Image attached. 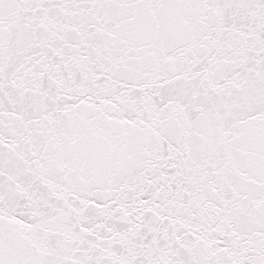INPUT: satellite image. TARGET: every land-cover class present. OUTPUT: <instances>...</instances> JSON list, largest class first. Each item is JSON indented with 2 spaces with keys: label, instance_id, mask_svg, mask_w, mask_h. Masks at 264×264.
I'll list each match as a JSON object with an SVG mask.
<instances>
[{
  "label": "snow or ice",
  "instance_id": "snow-or-ice-1",
  "mask_svg": "<svg viewBox=\"0 0 264 264\" xmlns=\"http://www.w3.org/2000/svg\"><path fill=\"white\" fill-rule=\"evenodd\" d=\"M0 264H264V0H0Z\"/></svg>",
  "mask_w": 264,
  "mask_h": 264
}]
</instances>
